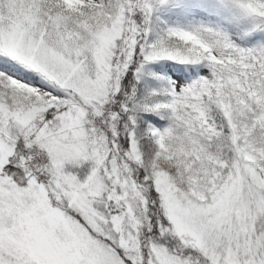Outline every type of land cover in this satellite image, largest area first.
I'll use <instances>...</instances> for the list:
<instances>
[{"label": "snow or ice", "instance_id": "1", "mask_svg": "<svg viewBox=\"0 0 264 264\" xmlns=\"http://www.w3.org/2000/svg\"><path fill=\"white\" fill-rule=\"evenodd\" d=\"M0 264H264V0H0Z\"/></svg>", "mask_w": 264, "mask_h": 264}]
</instances>
